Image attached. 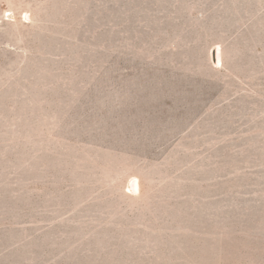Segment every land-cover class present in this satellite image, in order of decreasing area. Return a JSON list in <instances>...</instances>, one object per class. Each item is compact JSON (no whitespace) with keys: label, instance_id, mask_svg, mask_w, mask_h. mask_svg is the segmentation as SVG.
I'll return each mask as SVG.
<instances>
[{"label":"rangeland","instance_id":"1","mask_svg":"<svg viewBox=\"0 0 264 264\" xmlns=\"http://www.w3.org/2000/svg\"><path fill=\"white\" fill-rule=\"evenodd\" d=\"M0 264H264V0H0Z\"/></svg>","mask_w":264,"mask_h":264},{"label":"water","instance_id":"2","mask_svg":"<svg viewBox=\"0 0 264 264\" xmlns=\"http://www.w3.org/2000/svg\"><path fill=\"white\" fill-rule=\"evenodd\" d=\"M213 61H214L215 63H217V57H216L215 52H214V54H213Z\"/></svg>","mask_w":264,"mask_h":264}]
</instances>
